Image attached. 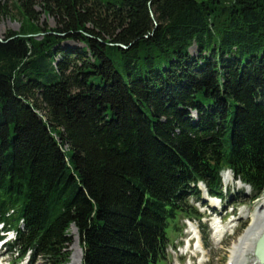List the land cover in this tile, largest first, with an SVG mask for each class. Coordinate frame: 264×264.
Masks as SVG:
<instances>
[{
	"label": "trees",
	"instance_id": "obj_1",
	"mask_svg": "<svg viewBox=\"0 0 264 264\" xmlns=\"http://www.w3.org/2000/svg\"><path fill=\"white\" fill-rule=\"evenodd\" d=\"M30 2L0 5L22 16L0 40L12 256L67 264L76 226L82 264H160L199 182L227 199L229 168L262 196L264 0H42L50 29Z\"/></svg>",
	"mask_w": 264,
	"mask_h": 264
},
{
	"label": "rangeland",
	"instance_id": "obj_2",
	"mask_svg": "<svg viewBox=\"0 0 264 264\" xmlns=\"http://www.w3.org/2000/svg\"><path fill=\"white\" fill-rule=\"evenodd\" d=\"M33 1L34 4L30 2V6H32L33 10L36 12V17L38 20L36 23L40 25L41 27L46 26L48 29L50 28H56L58 24V18L54 15H50L44 11L43 8V2L42 0H29ZM8 2L12 5L13 0H0V5H3L4 3ZM11 14L5 15L0 14V38H4L7 33L10 30L19 31L22 27V16L18 13V10L15 7H10ZM36 37L40 38V34H36ZM64 47H76L80 46V43L73 40H65L63 42ZM197 49L196 46H193L191 48V52L196 53ZM195 116V113H193ZM225 172V171H224ZM223 172V173H224ZM225 179H228L229 176L231 177V174H227L225 172ZM238 181L239 180H234ZM233 181V182H234ZM232 182V183H233ZM246 187L238 184L228 185L227 190V199L225 203L227 204V211L228 213L226 216H222L224 221V226L227 228V233L224 235L222 240L220 242L214 243V237L212 229L209 228L208 222L210 219H208V214L210 208L209 207H203L205 203H202L201 200L199 201L195 197H191L189 199V203L195 208L198 209L199 212L203 214V218L200 220L199 224H203L205 226V230L201 228L199 225V228L201 229V232L204 235V245H205V253L198 252L194 248H191L187 255L184 254L185 249L188 246V240L191 233L188 232L189 226L188 223V217L186 214L180 213L178 217L172 221L171 226L168 228V234H169V245L167 248V258L160 264H200L202 259V264H230V254L232 253V246L238 241V238L246 228H248L249 224L253 220L254 214L261 208V205H263L264 202V193L262 196L258 199H255L254 201L251 200V198L248 196H244L241 194V190L245 189L247 194H250V186L248 184H244ZM230 194H232V199L230 200ZM208 202V201H207ZM206 202V204H208ZM211 204V203H210ZM229 206H236V209L232 211ZM204 210V211H203ZM203 211V212H202ZM223 211V210H222ZM225 212V210L223 211ZM222 212V213H223ZM234 213V215H230V213ZM246 223V227L243 229L242 226ZM190 231V230H189ZM78 232V230H77ZM71 234L73 236V243L75 244L76 236L73 233L71 229ZM13 235H6V242L10 241L12 239ZM189 237V238H188ZM10 239V240H9ZM186 240V247L185 245ZM77 242L79 243V246L81 250L83 251V247L80 243L79 233L77 234ZM69 247L70 256L69 261L67 264H71V257L73 254L72 245ZM197 245V244H196ZM7 248L5 246L0 250V264H27L26 261L28 257L25 259L19 260L14 255L7 254ZM188 250V249H187ZM196 254V257H193V255ZM189 256H191L190 261ZM255 255L252 257L254 258ZM83 259V258H82ZM250 260V258H249ZM41 262V261H40ZM39 262V263H40ZM82 264V263H81ZM247 264H250L248 261Z\"/></svg>",
	"mask_w": 264,
	"mask_h": 264
},
{
	"label": "bare ground",
	"instance_id": "obj_3",
	"mask_svg": "<svg viewBox=\"0 0 264 264\" xmlns=\"http://www.w3.org/2000/svg\"><path fill=\"white\" fill-rule=\"evenodd\" d=\"M212 204L216 205L217 201L215 199L211 200ZM214 243L220 242L224 237L227 228L220 223H216L214 225ZM73 233L76 236L75 244L72 245L73 254L71 257V264H81L83 258V251L81 250L79 243L77 242V229L75 227L72 228ZM191 236L188 240L187 249L190 248V242L192 237L195 236L196 227L190 228ZM264 233V202L261 205V208L254 214L252 222L249 224L248 228L244 230L242 235L238 238V241L232 246V253L230 254V264H247L249 261L250 264H264L261 262L258 257L255 255V249L258 240ZM203 245V244H202ZM196 250L201 252L203 250L197 245ZM189 251V250H188ZM204 251V250H203ZM205 253V251H204ZM253 255L254 258L252 257ZM250 258V260H249ZM203 260L200 264H202ZM192 264V263H189Z\"/></svg>",
	"mask_w": 264,
	"mask_h": 264
},
{
	"label": "water",
	"instance_id": "obj_4",
	"mask_svg": "<svg viewBox=\"0 0 264 264\" xmlns=\"http://www.w3.org/2000/svg\"><path fill=\"white\" fill-rule=\"evenodd\" d=\"M0 40H2V38H0ZM123 47H125L124 45H122ZM75 226V225H73ZM75 228L77 229V227L75 226ZM255 255L258 257V259L261 262H264V233L262 234V236L260 237V239L257 242L256 245V249H255Z\"/></svg>",
	"mask_w": 264,
	"mask_h": 264
}]
</instances>
